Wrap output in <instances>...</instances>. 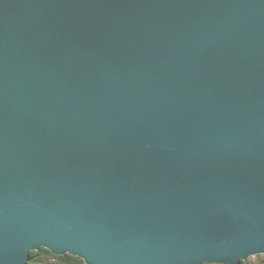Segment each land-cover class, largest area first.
<instances>
[{"label": "water", "instance_id": "95a60500", "mask_svg": "<svg viewBox=\"0 0 264 264\" xmlns=\"http://www.w3.org/2000/svg\"><path fill=\"white\" fill-rule=\"evenodd\" d=\"M41 247L264 252V0H0V264Z\"/></svg>", "mask_w": 264, "mask_h": 264}, {"label": "trees", "instance_id": "16d2710c", "mask_svg": "<svg viewBox=\"0 0 264 264\" xmlns=\"http://www.w3.org/2000/svg\"><path fill=\"white\" fill-rule=\"evenodd\" d=\"M258 257L255 260H251L249 258L242 260V264H264V260L261 258V254L257 255ZM79 257L72 255L70 253H66L63 255H57L50 249L46 247H41L38 250H34L31 252V259L29 264H61V260H63V264H73V258ZM84 264L85 260L79 257ZM205 264H222V263H205Z\"/></svg>", "mask_w": 264, "mask_h": 264}, {"label": "snow or ice", "instance_id": "6c2138e0", "mask_svg": "<svg viewBox=\"0 0 264 264\" xmlns=\"http://www.w3.org/2000/svg\"><path fill=\"white\" fill-rule=\"evenodd\" d=\"M218 260V259H209L208 261ZM61 264H63V260H61ZM73 264H84V262L79 257L73 258Z\"/></svg>", "mask_w": 264, "mask_h": 264}, {"label": "rangeland", "instance_id": "374dc122", "mask_svg": "<svg viewBox=\"0 0 264 264\" xmlns=\"http://www.w3.org/2000/svg\"><path fill=\"white\" fill-rule=\"evenodd\" d=\"M261 254V258H262V260H264V252L263 253H260ZM258 254H253V255H251V256H249L248 258L249 259H251V260H255L258 256H257Z\"/></svg>", "mask_w": 264, "mask_h": 264}, {"label": "bare ground", "instance_id": "6f19581e", "mask_svg": "<svg viewBox=\"0 0 264 264\" xmlns=\"http://www.w3.org/2000/svg\"><path fill=\"white\" fill-rule=\"evenodd\" d=\"M260 253H263V252H259V253H254V254H260ZM247 259V258H246Z\"/></svg>", "mask_w": 264, "mask_h": 264}]
</instances>
